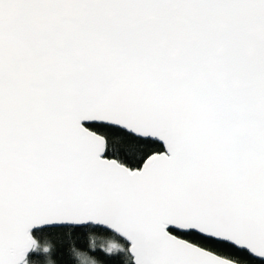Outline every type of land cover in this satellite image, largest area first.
<instances>
[{
    "label": "snow or ice",
    "instance_id": "6c2138e0",
    "mask_svg": "<svg viewBox=\"0 0 264 264\" xmlns=\"http://www.w3.org/2000/svg\"><path fill=\"white\" fill-rule=\"evenodd\" d=\"M65 252L264 264V0H0V264Z\"/></svg>",
    "mask_w": 264,
    "mask_h": 264
},
{
    "label": "trees",
    "instance_id": "16d2710c",
    "mask_svg": "<svg viewBox=\"0 0 264 264\" xmlns=\"http://www.w3.org/2000/svg\"><path fill=\"white\" fill-rule=\"evenodd\" d=\"M75 240H76V244H77L78 248L81 251H87L90 256H92L93 258L100 260V261H104L106 259L105 256L102 255L99 251H89V249H88V238L87 237H78V238H75ZM96 244H97V248L102 247V245L100 244L99 241H97ZM221 250H225V249H221ZM228 251H231L232 254L240 255L242 260L245 259L243 257V254L237 252L235 249H231ZM58 258L61 259L62 264H76L75 260L69 259L66 252L62 257H58Z\"/></svg>",
    "mask_w": 264,
    "mask_h": 264
}]
</instances>
